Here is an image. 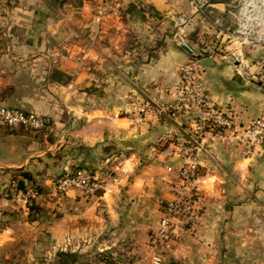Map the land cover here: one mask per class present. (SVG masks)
I'll return each instance as SVG.
<instances>
[{"label":"crops","instance_id":"crops-1","mask_svg":"<svg viewBox=\"0 0 264 264\" xmlns=\"http://www.w3.org/2000/svg\"><path fill=\"white\" fill-rule=\"evenodd\" d=\"M104 1L119 10L99 22ZM140 2L143 7L135 0H0V106L49 121L40 131L0 125V264H23L24 252L34 258L53 247L119 249L139 264L153 263L151 237L176 180L168 167L181 159L171 140L191 130L193 116L145 115L139 99L164 105L175 96L178 68L193 59L178 36L196 52L197 37L221 51L239 48L229 35L241 3L209 0L198 12L191 0ZM262 53L256 47L240 67L210 54L213 64L205 66L211 99L241 126L264 114V92L248 77L264 82L257 69ZM79 166L109 187L92 197L76 190L57 195L55 177ZM201 168L202 222L181 230L165 252L175 250L184 264H220L219 249L234 250L230 237L248 235L250 222L264 234V148L252 160L234 142L210 143ZM23 172L41 188L33 203L17 199ZM257 249L264 251V242Z\"/></svg>","mask_w":264,"mask_h":264},{"label":"built area","instance_id":"built-area-1","mask_svg":"<svg viewBox=\"0 0 264 264\" xmlns=\"http://www.w3.org/2000/svg\"><path fill=\"white\" fill-rule=\"evenodd\" d=\"M199 12L209 4V0H191ZM238 25L229 37L237 38L241 45L250 40L264 43V0H240ZM119 5L113 1L102 2L97 10L96 20L101 22L111 15L117 14ZM186 23L180 18L179 24ZM255 26H261L262 34H250ZM238 55L243 56V51ZM257 69L264 71V55L257 62ZM180 84L174 98L161 108H156L149 102L143 103L140 112L154 115L157 112H171L192 115V126L188 144L180 143V163L169 166L168 171L175 174L174 194L163 203L161 217L156 230L153 232L152 260L154 264H162L163 253L171 248L173 241L181 230L195 228L203 210L205 191L202 185L203 172L201 156L207 144L235 143L252 160L264 148V114L253 119L248 125L237 123L232 111L219 108L211 99L205 78V65L200 59H190L178 68ZM0 125L11 130L23 128L30 131H40L49 126L47 118L30 111L13 106H0ZM109 183L100 179L89 167L79 166L75 170L61 175L54 183L53 189L57 194H65L76 190L85 197L96 196L99 191L106 190ZM40 193L29 184L26 192L19 199L32 203ZM122 264H136L125 261Z\"/></svg>","mask_w":264,"mask_h":264},{"label":"rangeland","instance_id":"rangeland-1","mask_svg":"<svg viewBox=\"0 0 264 264\" xmlns=\"http://www.w3.org/2000/svg\"><path fill=\"white\" fill-rule=\"evenodd\" d=\"M261 26H255L254 30L252 32H250V34H255V36L257 37V34H262V30H261ZM173 35V34H171ZM209 35V34H207ZM178 41L180 42H184L186 43L181 36H178ZM195 40V39H194ZM201 40H203V38L199 39L198 37L196 38V42H199V47H197V53L201 56V57H207V55L209 56L210 54L215 55V56H225V59H228L230 62H232V64L240 67V64H242V62H240V59L243 58L244 55H251L252 52L256 49V47H260V49L262 48L263 53L262 55H264V43H258L256 41L250 40L249 42L243 44L245 46V49H243L241 47V44H239V48H232L229 50H225V51H221L220 49H218L217 47L215 48V46L213 47H208L206 44L210 43L207 42L208 39H206L204 42H202ZM215 44V43H214ZM189 45V44H188ZM211 45H213V43H211ZM242 45V46H243ZM205 47L206 50H202L200 48ZM199 48V49H198ZM253 50V51H252ZM239 51H243V56H239L238 52ZM196 52V51H195ZM231 55V57L229 58V56ZM261 57L258 58V60H260ZM240 62L239 65L236 64V60ZM235 60V61H234ZM243 72V71H242ZM245 76H247L246 74H244ZM248 77H252L253 80H255V82H253L251 79V81L256 84L258 86V84L256 82H262L264 84V82L260 79H257L255 76L251 75ZM258 80V81H257ZM260 91L264 92V86L261 85L259 86ZM174 98V97H173ZM172 99H170L169 101H167L164 105L168 104ZM141 103V105L143 103L149 102L152 105H154L156 108H161L164 105H159L155 100H144L142 98L139 99ZM171 112H166V114H169ZM156 114H164V112L159 113L157 112ZM154 114V115H156ZM185 134L183 136H174L171 140V143H174L175 147L178 150V154H180V150H179V144L180 143H184V144H188L187 142H189L190 140V130H188L187 132H184ZM163 144H165V146L169 145L168 140H162ZM157 145V143H156ZM159 146V148H161L162 144L161 141L159 142V144L157 145ZM165 146H162V148H165ZM174 150V149H173ZM176 150V149H175ZM176 150V151H177ZM178 156V155H177ZM181 158V157H180ZM256 162V161H255ZM255 162L251 163L254 164ZM178 161L175 163H171L170 166H177ZM65 174V173H64ZM63 175V174H62ZM61 176V175H60ZM59 175L55 177V179L52 182V186H54L55 181L60 177ZM169 192L172 194H174V186L173 184H171L169 186ZM251 192L252 189H251ZM57 194V193H56ZM59 195V194H57ZM207 197V194L205 195ZM20 201H23L19 198H17ZM152 200V198H151ZM170 200V199H169ZM156 200H153L152 204H155ZM164 202L167 201V199L163 200ZM26 203V202H24ZM27 204V203H26ZM29 204V203H28ZM205 205L203 207L202 212L204 211ZM202 222V220H200ZM201 224V223H200ZM257 222L254 221L253 223L250 222V230H249V234L248 235H232L230 237V241L228 242H233L232 246L234 250H229L227 248H222L219 249L217 257L219 258V263L220 264H264V251L258 250L257 246L259 241L260 242H264V234L258 233L257 229ZM227 242V237L222 234L218 237V244L224 245ZM152 245V241L150 242ZM242 243H244V246L242 245ZM211 244V243H210ZM248 245L250 247H248ZM242 247L244 248V251L241 250ZM248 249V251L245 250ZM104 252V253H101ZM111 252H107V251H97L94 249H89L87 251H80V249H78L77 251H71L70 248H62V247H53V249L50 250V252H47V250H37L36 252H33V255H35L34 258H32V256H28L26 252H24V256H26L25 258V262L23 264H110L111 261H109V259H107L108 261H106V257H102L103 255L101 254H108L110 255V258L112 261L111 264H122L125 261H132V262H136V264H139L136 261V258L133 257V255H129L126 254V251H122L119 250L118 251H112ZM63 255L69 256L66 258L65 261H63V259H61V257ZM163 257L164 261L162 264H184L181 257H179L178 255H175V250L174 252L168 251V252H164L163 253ZM201 260V257H199ZM31 259V260H30ZM154 264V263H152Z\"/></svg>","mask_w":264,"mask_h":264},{"label":"trees","instance_id":"trees-1","mask_svg":"<svg viewBox=\"0 0 264 264\" xmlns=\"http://www.w3.org/2000/svg\"><path fill=\"white\" fill-rule=\"evenodd\" d=\"M6 129L9 131H13L8 127H6ZM20 175L22 176V179H20L17 183V190H18L17 192L18 193L26 192L29 184L33 185L36 189H38V191L40 193L41 188L38 185H36V183L33 180L32 175L29 172H23ZM101 253H104V252H101ZM101 255H103L102 256L103 258L106 257V261H108L107 259H109V261H111V263H112L113 260H111L112 257L110 258V255H108V254H101ZM67 257H69V256L63 255L61 257V259H63V261H65Z\"/></svg>","mask_w":264,"mask_h":264},{"label":"water","instance_id":"water-1","mask_svg":"<svg viewBox=\"0 0 264 264\" xmlns=\"http://www.w3.org/2000/svg\"><path fill=\"white\" fill-rule=\"evenodd\" d=\"M135 2L137 4H139L141 7L142 4L140 2V0H135ZM179 47L182 48L183 50H185L193 59H200L201 62L205 65V66H211L213 64V57L212 56H208V57H201L197 52H195L187 43L184 42H180L179 43ZM235 61V60H234ZM237 65L240 64L239 61H235ZM253 82H255V80H253L252 77H249ZM258 81V80H257ZM258 84V86H261L264 84L262 82H256Z\"/></svg>","mask_w":264,"mask_h":264}]
</instances>
